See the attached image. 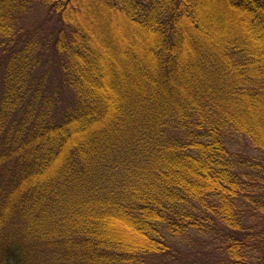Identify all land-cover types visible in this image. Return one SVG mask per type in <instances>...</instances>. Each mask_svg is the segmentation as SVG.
<instances>
[{
    "label": "trees",
    "instance_id": "obj_1",
    "mask_svg": "<svg viewBox=\"0 0 264 264\" xmlns=\"http://www.w3.org/2000/svg\"><path fill=\"white\" fill-rule=\"evenodd\" d=\"M222 2L0 0V264H264V0Z\"/></svg>",
    "mask_w": 264,
    "mask_h": 264
},
{
    "label": "rangeland",
    "instance_id": "obj_2",
    "mask_svg": "<svg viewBox=\"0 0 264 264\" xmlns=\"http://www.w3.org/2000/svg\"><path fill=\"white\" fill-rule=\"evenodd\" d=\"M199 2L202 5V7L205 5L206 10H209L210 12H212V13L207 12L205 15V17H207L211 23L206 22L203 16L201 17L202 23L204 25L206 24L207 27L212 28L214 26V24H212L214 23L212 21V18L217 12H220L222 14L223 18L226 21V24H233L234 27H239V23L237 22L239 21V16L235 14L232 10H230V7H228L226 4H223L222 0H199ZM219 7L220 9H218ZM215 17H220V15L219 16L215 15ZM229 145H230V148L233 149L234 151L238 150L237 148L238 145H235V144L233 146L232 144H229ZM239 149L246 150L244 149L243 142L240 143ZM249 151H250V154L254 153V150L252 149H249Z\"/></svg>",
    "mask_w": 264,
    "mask_h": 264
}]
</instances>
